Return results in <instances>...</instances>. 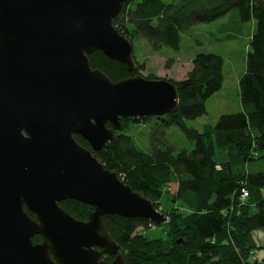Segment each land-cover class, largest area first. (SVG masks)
Here are the masks:
<instances>
[{
    "label": "water",
    "instance_id": "obj_1",
    "mask_svg": "<svg viewBox=\"0 0 264 264\" xmlns=\"http://www.w3.org/2000/svg\"><path fill=\"white\" fill-rule=\"evenodd\" d=\"M126 1L0 0V264H126L102 216L166 220L92 153L123 130L121 118L179 105L169 80L112 82L91 67L100 51L137 70L132 42L112 23ZM68 199L93 208L87 220L59 205Z\"/></svg>",
    "mask_w": 264,
    "mask_h": 264
},
{
    "label": "trees",
    "instance_id": "obj_2",
    "mask_svg": "<svg viewBox=\"0 0 264 264\" xmlns=\"http://www.w3.org/2000/svg\"><path fill=\"white\" fill-rule=\"evenodd\" d=\"M233 10L241 22H255L245 72L238 80L240 112L222 114L215 125L205 124L201 131L186 124L206 114L207 99L223 83V58L197 53L185 78L171 80L179 95L175 112L121 118L123 130L116 131L98 152L74 135L78 144L91 150L107 170L155 208H161L163 194L169 196L171 205L163 208L166 221L162 224L140 217L102 216L126 264H264V239L258 242L254 234L261 231L264 235V172L247 168L264 159V0H128L112 23L132 44L142 38L152 52L165 47L178 50L182 35L193 26L215 21ZM89 61L112 82L136 75L143 68L137 63L136 71H128L100 51L90 54ZM151 119L155 121L151 148L144 152L126 131L129 121L144 124ZM172 126L179 127L193 143L190 151L176 150L164 140ZM240 166L247 169L236 172ZM172 184L176 188L169 192ZM242 190L247 192L243 201ZM59 205L81 221L93 210L71 199ZM159 226L162 236H146L147 230ZM33 241L39 242L41 237L34 236ZM102 258L110 261L113 256L103 253Z\"/></svg>",
    "mask_w": 264,
    "mask_h": 264
},
{
    "label": "rangeland",
    "instance_id": "obj_3",
    "mask_svg": "<svg viewBox=\"0 0 264 264\" xmlns=\"http://www.w3.org/2000/svg\"><path fill=\"white\" fill-rule=\"evenodd\" d=\"M254 28V21L241 22L237 18L236 11L233 10L215 21L193 26L182 35L178 50L165 47L159 52H152L146 42L142 38H138L133 43V56L136 63L142 65L143 68L137 74L151 77V79L178 81L185 78L195 54L214 53L220 55L223 58L222 87L207 99L205 115L186 122L188 126L201 131L205 124L215 125L222 114L238 113L242 110L238 80L245 72L246 54ZM154 122V119L144 124L128 122L130 128L126 132L132 136L137 148L144 152L151 148L149 139ZM163 138L176 150L190 151L193 148V143L177 126L166 130ZM247 168L251 171L264 172V159L250 163ZM247 168L240 166L235 171L241 172ZM175 188V184L170 185L169 192H174ZM166 194L162 195L161 208L158 209L165 215L163 208L168 209L171 205L169 196ZM145 234L149 238L162 236V227H152Z\"/></svg>",
    "mask_w": 264,
    "mask_h": 264
},
{
    "label": "crops",
    "instance_id": "obj_4",
    "mask_svg": "<svg viewBox=\"0 0 264 264\" xmlns=\"http://www.w3.org/2000/svg\"><path fill=\"white\" fill-rule=\"evenodd\" d=\"M255 239L258 241V242H262L263 239H264V235L261 231H256L255 233Z\"/></svg>",
    "mask_w": 264,
    "mask_h": 264
},
{
    "label": "built area",
    "instance_id": "obj_5",
    "mask_svg": "<svg viewBox=\"0 0 264 264\" xmlns=\"http://www.w3.org/2000/svg\"><path fill=\"white\" fill-rule=\"evenodd\" d=\"M247 197V192L245 190H242L241 191V195H240V200H245Z\"/></svg>",
    "mask_w": 264,
    "mask_h": 264
}]
</instances>
